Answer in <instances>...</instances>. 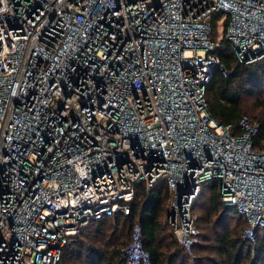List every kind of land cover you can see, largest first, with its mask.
Masks as SVG:
<instances>
[{
  "label": "built area",
  "instance_id": "2783aa9c",
  "mask_svg": "<svg viewBox=\"0 0 264 264\" xmlns=\"http://www.w3.org/2000/svg\"><path fill=\"white\" fill-rule=\"evenodd\" d=\"M220 21L239 61L264 59V0H0V264H58L73 236L160 181L190 261L210 179L254 242L259 124L217 122L205 94L215 66L227 74ZM122 253L151 264L138 220Z\"/></svg>",
  "mask_w": 264,
  "mask_h": 264
},
{
  "label": "trees",
  "instance_id": "16d2710c",
  "mask_svg": "<svg viewBox=\"0 0 264 264\" xmlns=\"http://www.w3.org/2000/svg\"><path fill=\"white\" fill-rule=\"evenodd\" d=\"M214 51L227 74L223 75L217 65L205 84L209 114L221 124L235 126L240 115L247 111L243 98L264 90V59L239 61L225 36ZM255 100H259V105L264 108V99L255 97ZM256 120L259 128L253 146L261 148L264 147V118ZM167 198L165 181L157 183L145 197L139 188L128 214L118 212L113 219L103 217L92 222L63 247L58 264H125L122 249L128 242L129 230L135 220L141 224L143 243L150 253L151 264H190L191 261V264H264V227L256 229L254 242L242 239L245 222L234 215L232 206L223 204L216 179L202 183L193 204L198 215L199 242L194 246L195 256L191 261L165 221ZM111 220L113 226L108 232ZM238 224L236 234L234 229ZM213 225L221 229L207 235L205 229ZM212 240L216 246V258L207 254ZM252 246L256 249L254 254L250 251Z\"/></svg>",
  "mask_w": 264,
  "mask_h": 264
},
{
  "label": "rangeland",
  "instance_id": "374dc122",
  "mask_svg": "<svg viewBox=\"0 0 264 264\" xmlns=\"http://www.w3.org/2000/svg\"><path fill=\"white\" fill-rule=\"evenodd\" d=\"M222 31H223V23H222V21H220L218 23V26H217V33H214V35L217 36V39H220L221 40V38H222V36H221L222 35ZM255 97H259L260 99H264V90H263L262 93L255 94L253 96H246V97H244L243 98V105L245 106V108H247L246 109L247 110L246 113L250 117H252L253 119L256 120L258 117H260V118L263 117L264 118V108H262L259 105V102H258L259 100H255ZM112 226H113V223H112V220H111V227L108 230V232L111 230ZM239 226H240V224H238L235 227V229H234V231H235L236 234H238ZM119 229H117L118 232H119ZM220 229H221L220 227H218L216 225L215 226L213 225V226L209 227L208 229H205V231H206L207 235H209L211 233H218V231ZM100 244H102V242ZM250 251H251L252 254L256 253L255 247L252 246ZM207 254L210 257L216 258V246H214L213 240L210 242V248L207 250ZM191 263H192V261L190 262V264ZM207 264H210V263H207Z\"/></svg>",
  "mask_w": 264,
  "mask_h": 264
}]
</instances>
